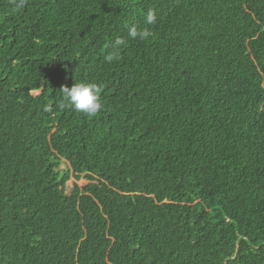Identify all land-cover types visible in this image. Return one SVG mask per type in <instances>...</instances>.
Returning a JSON list of instances; mask_svg holds the SVG:
<instances>
[{"label":"trees","instance_id":"1","mask_svg":"<svg viewBox=\"0 0 264 264\" xmlns=\"http://www.w3.org/2000/svg\"><path fill=\"white\" fill-rule=\"evenodd\" d=\"M0 264H264V0H0Z\"/></svg>","mask_w":264,"mask_h":264},{"label":"clouds","instance_id":"2","mask_svg":"<svg viewBox=\"0 0 264 264\" xmlns=\"http://www.w3.org/2000/svg\"><path fill=\"white\" fill-rule=\"evenodd\" d=\"M26 0H13L14 10H20L25 7ZM157 15L154 9L149 8L144 16L146 25L157 23ZM152 33L148 28H141L138 25L127 27V37H116L112 44V52L105 56L108 63L118 59L120 52L127 46L129 40L147 41ZM59 107L61 109H72L87 117H95L103 109L100 98V88L95 83H74L70 88L64 86L61 88Z\"/></svg>","mask_w":264,"mask_h":264},{"label":"rangeland","instance_id":"3","mask_svg":"<svg viewBox=\"0 0 264 264\" xmlns=\"http://www.w3.org/2000/svg\"><path fill=\"white\" fill-rule=\"evenodd\" d=\"M65 167H66V165L63 164L62 168H65ZM73 183H74V178L69 180L68 185L73 186ZM77 183H78V185L83 186V185H86L88 183V181H86L85 179L82 178V179L78 180Z\"/></svg>","mask_w":264,"mask_h":264}]
</instances>
